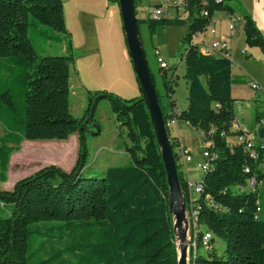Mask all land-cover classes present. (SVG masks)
Returning <instances> with one entry per match:
<instances>
[{
    "label": "trees",
    "instance_id": "obj_1",
    "mask_svg": "<svg viewBox=\"0 0 264 264\" xmlns=\"http://www.w3.org/2000/svg\"><path fill=\"white\" fill-rule=\"evenodd\" d=\"M109 1L118 5V0ZM182 9L186 19L138 17L137 22H147L151 34L157 25L186 26L182 44L187 45L183 60L188 104L178 119L203 132V150L215 154L194 200L178 170L183 198L197 215L188 264H264V100L253 99V132L235 128L231 86L244 81L232 74L228 58L203 53L192 41L217 11L229 17L236 15L235 8L229 0H184ZM202 9L207 16L200 14ZM241 19L246 43L264 55L262 32L249 14L243 12ZM30 29L47 41L60 42V33L69 34L63 0H0V181H7L10 156L23 140H65L76 133L77 156L69 170L47 164L16 180L11 189L0 190L1 205L9 207V214L0 217V264H178L166 172L142 95L88 92L83 114L74 116L69 109L74 62L70 41L66 54L42 55ZM175 78L165 82L164 94L156 91L173 149L180 142L166 122L175 106ZM103 99L126 129L131 161L109 166L102 175L83 176L85 120L96 124ZM245 134L254 139L239 141ZM252 176L261 184L254 190L240 189ZM205 232L210 238L202 255L198 250ZM214 237L224 242L220 254ZM48 248L50 254L35 262Z\"/></svg>",
    "mask_w": 264,
    "mask_h": 264
},
{
    "label": "rangeland",
    "instance_id": "obj_2",
    "mask_svg": "<svg viewBox=\"0 0 264 264\" xmlns=\"http://www.w3.org/2000/svg\"><path fill=\"white\" fill-rule=\"evenodd\" d=\"M170 5L169 0H157ZM112 1L109 0H63V14L65 23L69 28H73V34L71 35L63 33V39L68 43L71 42V36L80 40L82 30L84 31V24H86L85 17L87 13L93 12L94 14L105 13V17L98 14L94 18L97 28H101L105 22H108V16L105 11L106 5ZM229 3L235 8V14L242 17L243 12L251 16L254 15L258 25L263 28L264 26V0H229ZM150 6V3H149ZM147 6V7H149ZM118 7V6H117ZM167 13L170 18H174V8H169ZM147 10V9H146ZM146 14V12H145ZM117 16V14H116ZM141 16L140 14L137 15ZM183 18H187V13L182 14ZM145 17V16H144ZM252 17V16H251ZM214 18H217L216 22V35L212 37L210 34L205 35L207 42H210L213 38L217 40H224L218 37V31L220 26H224L227 35L230 36L228 31V19L221 11H217L214 14ZM111 19V18H110ZM253 19V17H252ZM222 20V21H221ZM254 20V19H253ZM255 22V20H254ZM256 24V22H255ZM42 29L53 31L46 25L40 26ZM186 26L184 24H168L157 25L156 31L151 34L147 22H143L139 25V37L140 42L145 54L149 70L153 76L154 87L159 94L166 92L165 82L170 80V77L176 71V78L173 83V96L174 102L181 108H186L188 104V90L185 79V65L183 60V53L185 52L186 44H182V38L185 33ZM242 30V24L236 25V32L232 45L226 40L230 58L237 59L240 50H245L246 56L239 59L236 65L232 67L235 72L241 64L250 74L255 82L260 84L261 89L256 90L249 85H234L233 94L237 97L243 96L244 98H237L235 102V117L243 123L248 131L253 132L255 129V123L253 118V103L249 96L251 93H255L254 99L264 100V55L258 46H249L246 43L245 38L239 37V33ZM30 36L33 38L39 54L42 55H59L66 54L64 44L61 49L59 42L53 40L47 41L41 35L30 29ZM200 40L198 35L193 37V43ZM126 43V42H125ZM104 41L101 40L102 49L100 54L88 55L84 54L81 49H72L74 62L71 65L70 75V93H69V109L70 112L77 117L83 114L86 106V96L88 92H94L96 90H107L114 92L123 98H132L140 95V88L135 76V72L132 67L130 56L126 58L121 55L119 51L115 53L107 52L103 50ZM155 50H158L161 58L167 63L168 69L167 75L164 76L163 69H160V65L157 61ZM127 55H129L127 53ZM257 78V79H256ZM137 82V83H136ZM96 124L95 121L87 123V131L85 132L87 143V157L86 163L81 170L83 176L102 175L103 171L109 166H116L120 164H126L131 161V157L126 151V143H128L125 136L126 129L120 127L116 121L114 114L112 113L108 101L103 99L99 102L96 110ZM180 132L184 139L193 146V153L202 152L206 146L202 142L200 130L193 128L183 121L179 123ZM175 129L170 130V134H175ZM2 134L0 125V135ZM25 140L20 152V157L27 160L24 162H35L32 165L25 163L22 169L15 168L12 160L9 162L8 179L5 182L0 181V190L11 189L13 183L21 177L30 174L33 168L37 169L46 164H56L65 170H69L74 164L77 156V135L73 133L65 140ZM35 141L34 144H31ZM17 154V153H13ZM29 160V161H28ZM44 162V163H43ZM18 163V161H16ZM20 163V162H19ZM42 164V165H41ZM202 170H198L197 176L202 177ZM199 180V179H198ZM182 202V201H181ZM8 206H2L0 203V217L7 216ZM189 207L186 205V220L182 225V229L185 233V239L180 241L179 233L176 231V246L178 255H180L181 247L185 246L187 249L186 263L189 262V250L192 246V234L194 229L192 217L190 215ZM37 243L34 244V247ZM216 253L220 254L224 249V242L217 237H214L213 242ZM50 248H48L49 250ZM41 251L34 257V261L38 262L41 258L50 254V250ZM199 253L206 255V249L204 246L199 248ZM60 257L56 260L58 261Z\"/></svg>",
    "mask_w": 264,
    "mask_h": 264
},
{
    "label": "crops",
    "instance_id": "obj_3",
    "mask_svg": "<svg viewBox=\"0 0 264 264\" xmlns=\"http://www.w3.org/2000/svg\"><path fill=\"white\" fill-rule=\"evenodd\" d=\"M169 1H170V3H169L170 5H167V4L163 3V2H158V1H157V3L169 6L168 7V11H169V8H174L175 12H174L173 15L178 17V18H183L182 14L185 13V11L183 9H179L176 6V4H175V3L181 2L182 0H169ZM117 6L118 5L116 3H113V2H109L106 5L105 11H106V14L108 16V22L107 23L105 22V25L103 24V26L101 28H97L96 22L94 21L93 17H96L98 14H100L101 16L105 17V13L104 12L98 13V14H94L93 12L87 13L88 15H86V17H85L86 24L83 25L84 26V31L82 30V35L80 37V40H78L77 38L75 39L74 36H71V42H70L71 43V48L72 49H81V50H83L84 54H88L90 56L93 55L94 53L97 54V55H101L100 54V49H102L101 40H103L104 41L103 46H105V48L103 47V50L105 52H107L108 49H110V52H112V53H115L116 51H119L121 53V55H123V56H124V53H125L126 54V58H127L129 55H127L128 50H127V45L125 43V35H124L123 28H122V22H121L119 6L118 7ZM147 6H149V1L148 0H137V3H136V9L138 11L137 15L140 14L141 16L144 17L146 9H147ZM116 14H117V16H116ZM251 16L255 20L256 26L258 27V29L262 32V34L264 36V26H263V28H261L258 25L255 16L252 15V14H251ZM166 17H169L168 13H167ZM227 19H228V17H227ZM213 21H214V24L216 25V22L218 21V19L214 18V16H213ZM65 26H66L67 32H69L72 35L73 34V28H69L68 29V26H67L66 23H65ZM47 32H49V31L47 30ZM238 33H239V37L241 36L242 38L243 37L245 38L243 29L240 32H238ZM60 37H61V41L59 42V44L61 46L60 48L63 49V44H64V49H65V51H67V46L68 45H67L66 40L63 39V33H60ZM218 37L220 39L226 40L230 45H232V41L234 40L233 36L227 35V31H226L224 26H220L219 31H218ZM246 52L247 51H245V55H240V52H239L238 58L235 59L236 64H237V62H239L240 58L246 56ZM263 64H264V61H263ZM231 71H232V74L236 78L242 79L244 81L242 84H236V85H243L244 86V85H249L250 81H256V80H254L255 78H253L251 76V74L241 64L239 65V68L235 72L233 71L232 68H231ZM70 79H69V87L71 88ZM234 85L235 84H233L231 86V95H232V97H234L235 99H237V98H242L243 99L244 98L243 96L237 97V96H235L233 94ZM259 89H261V87ZM254 94L255 93H251V95L249 96V98L251 100L254 99V97L256 95V94L255 95ZM174 107H179L181 110L184 109V108H181L176 103H175ZM236 120H237V122H238V124L240 125L241 128L246 129V127L243 126L242 122H240L237 118H236ZM180 122H182V120L178 119L177 120V126L172 128V129L176 130L175 134H172L171 136L177 137L179 142H180V144L186 146L190 150V153L192 155V161L189 162V163H186V164H182V163L180 165L178 164V170L182 174L184 179H186L188 181H192V182L193 181H197L198 179H200L199 176H197V172L199 170V168L197 167V162L201 159V153L200 152L193 153V146L191 144H189L186 141V139H184L183 135L180 132V125H179ZM184 123L189 125L187 122H184ZM0 125H1V123H0ZM1 130H2V126H1ZM2 135H3V130H2V134L0 135V137ZM24 141L25 140H23L20 143V149L18 151H16V152H13V153H17V154L15 155V154L12 153L11 156H10L9 162L11 160L13 162H15L14 163L15 168L19 167V169H22L23 165L25 163L26 164L28 163L27 166L28 165L30 166L33 163H35V162H30L29 160H28L29 162H24L27 159H25L23 157H20L21 156L20 152H21V149L23 147ZM34 142L35 141H32L31 144H34ZM16 161H18V163H16ZM36 167H39V166H36ZM36 167L33 168L35 170H33L31 173H33L34 171L37 170ZM8 170H9V165H8ZM7 179H8V172H7Z\"/></svg>",
    "mask_w": 264,
    "mask_h": 264
},
{
    "label": "water",
    "instance_id": "obj_4",
    "mask_svg": "<svg viewBox=\"0 0 264 264\" xmlns=\"http://www.w3.org/2000/svg\"><path fill=\"white\" fill-rule=\"evenodd\" d=\"M118 5L127 50L138 80L140 94L149 110L151 123L160 148L169 187V208L174 217V228L179 233L180 241H183L185 233L182 232V225L186 220V202L179 183L177 163L170 143V137L167 133L156 89L140 42L138 16L135 13L134 0H118ZM165 73L166 71H163L162 74L165 75ZM186 254V247H181L180 255H178V264H187Z\"/></svg>",
    "mask_w": 264,
    "mask_h": 264
},
{
    "label": "built area",
    "instance_id": "obj_5",
    "mask_svg": "<svg viewBox=\"0 0 264 264\" xmlns=\"http://www.w3.org/2000/svg\"><path fill=\"white\" fill-rule=\"evenodd\" d=\"M150 3V6L147 7L146 10V14L145 17L151 18V19H160L161 17H166L167 16V5L164 4H159L157 3V0H148ZM184 0H182L179 3H175L176 6L179 9H182V5H183ZM200 14L202 16H207V11L205 9H202L200 11ZM242 19L241 17L237 16V15H231L228 17V31L230 36H234L235 32H236V25L238 23L242 24ZM216 27L214 24V21L212 19L211 23H209V25L202 31L197 33V35L200 37V40H198L196 42V44L198 45V48L203 52V53H210V54H214L216 56H222V57H226L231 61L232 67L236 64L235 59H231L230 58V52H229V47L228 44L225 40H217L215 38H213L210 42H207L205 39V35L206 34H210L212 37H214L216 35ZM155 54L157 56V61L160 65V69H163L164 71H166L168 69V65L167 63L161 58V56L159 55L158 50H155ZM240 55H245V50H240ZM176 75V71L173 73V77ZM171 76V77H172ZM251 88L259 90L260 85L255 82V81H250L249 82ZM181 109L179 107H174L173 110L171 111V113L169 114L168 118H167V127L169 129V131L173 128L177 126V120H178V115L180 114ZM235 128H239L240 125L238 124V122H236L234 124ZM244 131H246V129H243ZM201 138L203 137V132H200ZM254 139V136L252 134H245L242 135L240 137H238L239 141H248L250 142L251 140ZM248 145H250V143H248ZM175 156H176V163L177 164H186L192 161V155L190 153V150L182 145L179 144L177 146H175V148L173 149ZM213 157H215L214 153H211L209 150L204 149L201 152V159L197 162V167L202 170V172L206 171L209 166H210V161L213 159ZM187 181V186L189 188L190 191V199L194 200L197 197H199V195L202 192V181L201 178L197 181ZM261 183L259 181L256 180V178L254 176L250 177L247 179L245 185L239 186L240 189H250V190H254L257 186H259ZM213 208H215L214 204H210ZM190 210V215L192 217L193 223L196 220V210L194 208H189ZM210 238V233L209 232H205L202 238V244L204 247L207 246L208 243V239Z\"/></svg>",
    "mask_w": 264,
    "mask_h": 264
},
{
    "label": "bare ground",
    "instance_id": "obj_6",
    "mask_svg": "<svg viewBox=\"0 0 264 264\" xmlns=\"http://www.w3.org/2000/svg\"><path fill=\"white\" fill-rule=\"evenodd\" d=\"M182 231H183V229H182Z\"/></svg>",
    "mask_w": 264,
    "mask_h": 264
}]
</instances>
